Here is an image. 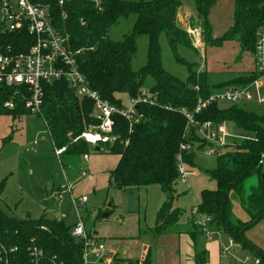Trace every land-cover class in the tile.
Segmentation results:
<instances>
[{
    "label": "trees",
    "instance_id": "16d2710c",
    "mask_svg": "<svg viewBox=\"0 0 264 264\" xmlns=\"http://www.w3.org/2000/svg\"><path fill=\"white\" fill-rule=\"evenodd\" d=\"M51 7L55 24L70 36L74 49L81 50L78 57L81 71L90 86L100 92L110 103L124 106L121 94L129 99L148 96L153 104H139L143 116L133 124L120 116L115 117L113 145H108L112 154L120 155L116 168L110 173L111 184L119 189L159 185L166 198L157 212L156 224L150 231L164 235L178 227L183 211L174 207L178 184L177 156L185 141L187 119L182 110L193 112L201 98H207L215 88L207 82L204 72H197L187 63L189 75L181 80L165 70L162 63L160 37L165 33L175 56L179 45H189L187 31L178 25V12L182 0H73L65 9L63 19L58 0H35ZM198 10L199 24L203 27L205 43L221 46L226 41L238 39L245 50L254 52L259 30H264V0H234L233 25L222 35L212 32L210 15L218 0H194ZM136 15L132 31L121 40H113L110 30L122 18ZM84 21L85 23H83ZM148 37L147 63L139 70L132 67V58L137 51V37ZM32 43L28 32H0V49L13 47L17 51L23 41ZM155 79L149 93L144 94L143 83L147 76ZM258 77L256 72L238 76L230 85L245 86ZM224 87L220 85L218 88ZM198 87V89L196 88ZM218 89V90H219ZM10 91L0 88V114L14 117L30 114L24 101L17 99L14 110L2 108L11 98ZM94 104L88 99H79L66 81L45 85L43 118L53 144L74 154H87L89 145L83 140H74L95 125ZM248 111L238 104L227 107L211 104L197 119L214 123H234L248 132H254L256 140L244 141L225 147L217 156V166L206 173L215 181L214 187L201 191L197 205L201 214L209 216L210 226L215 227L245 249H251L264 262V251L252 245L245 232L264 218V169L259 164L264 153V116ZM190 141H198L191 135ZM70 145V146H69ZM196 153L184 155L187 166H195ZM255 183L249 186L250 179ZM233 194L241 198L249 215L247 222L234 220ZM188 230L194 242L195 264L209 261L208 250L198 248L205 233L193 220ZM0 237L9 248L17 247L10 254L9 264H29V246L36 245L43 251V264H85L84 243L72 235V226L63 220L41 217L17 219L0 208ZM145 264H152L150 258Z\"/></svg>",
    "mask_w": 264,
    "mask_h": 264
},
{
    "label": "rangeland",
    "instance_id": "374dc122",
    "mask_svg": "<svg viewBox=\"0 0 264 264\" xmlns=\"http://www.w3.org/2000/svg\"><path fill=\"white\" fill-rule=\"evenodd\" d=\"M182 1L184 9L179 10V13L183 19H180L178 24L181 29L187 31L190 43L178 46L177 55L183 59L181 61L175 56L167 35L165 33L161 35L162 63L166 71L181 80H186L189 75L187 63H190L197 72L205 73L207 82L215 90H218L220 85L232 87L234 85L229 84L232 79L256 72L254 52L245 50L238 39L226 41L221 46L206 44L203 27L198 23V10L195 1ZM233 12L234 0H218L209 18L213 35L222 36L233 25ZM192 16L194 17L191 18ZM135 20L136 15L122 18L118 24L111 28L110 37L113 40L123 39L126 34L132 31ZM189 30H198L203 42L198 43L196 34L195 36L189 35ZM148 43L146 35L137 37V51L132 58L134 70H139L146 65ZM154 84V77L147 76L142 88L144 94L149 93ZM224 87L221 86V88ZM120 96L124 104L130 103V99L126 95L121 94ZM227 106L230 104L222 105V107ZM238 107L264 116V104L239 103ZM228 124L230 133L244 131L234 123ZM248 133L256 137L254 132ZM83 155L65 152L58 156L42 116L24 114L14 117L11 114H0V208L9 216L21 220L28 217L31 219L63 218L65 223L72 228L80 218H83L92 240H97L98 237L105 240L109 250L119 251L129 258L127 259L129 262L138 259L140 244H145L146 250L151 247L152 256L156 255L158 250L156 238H160L150 230L154 228L157 212L164 202L165 194L160 186L156 184L150 185V187L142 186L140 191H128L126 194L123 192L121 195L114 186L109 189L96 187V190L92 189L90 193H84V195L88 194L89 201L85 206L78 207L74 203L73 191L69 192L67 189L62 191L61 189L67 185L73 188L74 185L78 187L82 182L73 176L77 173L76 168L85 162ZM218 155L197 154L195 166L189 168L188 181H178L179 195L177 194L174 201V207L183 211L182 225L173 230L172 237L182 233H184L182 236L187 235L184 228L190 229L191 225L188 227L185 221L194 206L201 202L202 186L209 188L216 185L206 171L216 168ZM69 157L74 160L68 161ZM255 182L254 178L249 180L246 192L249 191V186ZM59 194H61L60 197ZM232 198L234 220L247 222L249 215L241 198L236 194H233ZM110 204H112L111 207ZM104 214H108V217H103ZM212 232L210 239L204 236V240L202 237L198 246L200 249L203 247L206 249L205 242L214 243L211 245L212 260L211 253L208 252L209 261L207 263L217 264L219 259L221 264H240L231 255L222 254L220 249L218 251L216 243L219 244L220 240L226 243L228 240L226 234H222V237L219 236L218 229L215 227ZM245 235L252 245L264 251V218L248 228ZM173 239L176 240V238L171 240ZM188 243L190 245L189 240ZM168 245L170 246L169 242ZM175 247L176 243L172 248ZM192 248V246H186L187 253H190ZM244 250L245 253L256 256L253 250L249 248H244ZM217 251L220 253V258H217ZM184 254H186L185 251ZM90 255L88 264H94L96 259L92 253ZM145 256L146 259L149 253L147 252ZM112 262L117 263L114 259ZM172 262V259L167 261V257L161 255L157 257L155 264H170ZM117 264H125V262ZM188 264H191V261Z\"/></svg>",
    "mask_w": 264,
    "mask_h": 264
},
{
    "label": "built area",
    "instance_id": "2783aa9c",
    "mask_svg": "<svg viewBox=\"0 0 264 264\" xmlns=\"http://www.w3.org/2000/svg\"><path fill=\"white\" fill-rule=\"evenodd\" d=\"M73 0H58V6L62 8L61 16H68L66 5ZM96 6L101 2L97 0ZM55 16L52 15L51 7L35 0H0V32H28L33 37L32 43L25 39L21 48L17 51L13 47L0 49V88L5 92L12 93L11 98L6 100L2 108L14 110L17 107V99L23 100L30 114L43 117V104L45 85L48 83L66 81L75 91L79 99H88L93 102V118L97 123L85 130L81 136L74 141L83 140L92 149L101 145H113L117 139L114 134L115 117L120 116L133 124L142 118L138 112L139 104H153L154 101L143 95L139 98L130 99V103L118 106L104 99L100 92L93 89L86 76L80 69L78 57L81 50L72 47L70 36L64 29L55 24ZM85 23L84 21H82ZM189 35L196 34L197 42H203L198 30H189ZM254 60L258 77L245 86H227L223 89L213 91L207 98H201L193 112L182 110L187 119L185 141L180 145V153L177 156L178 180L188 181L189 167L185 163L184 155L188 153L205 154L216 156L228 146L251 141L256 137L251 136L248 131L230 133L228 122L214 123L196 118L203 110L211 104H230L255 102L264 104V30L258 32V39L254 50ZM198 89V87H196ZM194 135L198 141H190ZM236 139H233V138ZM66 147H55L56 154L62 155ZM88 160L89 155L84 154ZM259 164L264 166V153L261 155ZM85 172H83V175ZM71 192L72 187H63ZM88 201L87 195L74 197V203L83 207ZM196 224L210 239L213 227L210 226V217L199 212L197 205L191 212ZM217 234L222 237L223 231L218 229ZM72 235L84 243V260L88 264L90 254L95 257L98 264H113L112 255L107 252L106 245L99 239L92 240L85 221L80 218L72 228ZM228 237L227 242L219 241L222 254L231 255L240 264H264L259 256L245 253L241 243ZM30 254L29 264H43V251L36 245L28 248ZM17 247L9 248L0 237V264L10 263V254L15 253Z\"/></svg>",
    "mask_w": 264,
    "mask_h": 264
},
{
    "label": "crops",
    "instance_id": "0c3cea01",
    "mask_svg": "<svg viewBox=\"0 0 264 264\" xmlns=\"http://www.w3.org/2000/svg\"><path fill=\"white\" fill-rule=\"evenodd\" d=\"M182 9H184L183 6L180 8V10H182ZM193 17L194 16H192L191 18H193ZM180 19L182 20L183 18L180 17V13L178 12V23H179ZM196 20H198V19H196ZM89 149L90 150L87 153L89 155V159L88 160L84 159L85 160L84 164H82L78 168H76L77 173L74 174V176H73L74 178L76 177L77 180H81L82 181L79 184L78 187L76 185H74V188L72 187L71 192L73 191L72 192L73 195H74L73 197H78V196L84 195V193H90L92 191V189L96 190V187H98V188L106 187L107 189H109L111 186H113L111 184V181H110V173L118 165L119 160H120V155L112 154L110 152V149H109L108 145L107 146L106 145H101L100 147H97V148H94V149H92L89 146ZM83 158H84V155H83ZM72 159L74 160V158L69 157L68 161L69 160L73 161ZM263 169H264V167H263ZM83 172H85L84 175H83ZM80 188H82V189H80ZM140 188H127V189H123V190H119L118 189V191H120V195H121L123 192H125L124 194H126V192H128V191H131V192L132 191H137V190L140 191L141 190ZM202 189H203V186L201 188V191H202ZM61 190L63 191L64 189H61ZM176 190H177V185H176ZM177 194H178V190H177ZM60 195L61 194H59V197H60ZM165 198L166 197L164 195V201H165ZM88 201H89V199H88ZM88 201H87V203H88ZM199 204H197V205H199ZM111 205L112 204H110V207H111ZM191 212H192V210H191ZM191 212L189 213V215L187 216V220L185 221V223H187L188 227L190 225H192L191 222L193 220H195V218L192 216ZM107 217H108V215H107ZM57 219H60V220L64 221L63 218H57ZM75 224H74V226H75ZM181 225H182V223H181V219H180L178 227H180ZM85 226H86V222H85ZM178 227H176V228H178ZM86 228H87V226H86ZM184 229L187 231L186 232L187 235H183L182 236V234H184V233H182V234H176V235H174L175 237H172V234H173L174 231H171L170 233L164 234V235H156L160 239L156 238V242L158 243L157 244L158 245V247H157L158 250L156 249L157 253L154 256H152L151 247L147 248V250H146L144 248L146 245L145 244H140L141 247H140V252H139L140 254H139L138 259L132 260V261L130 260V262L127 260L129 258L125 257L119 251H117V250H109L105 240H101L99 237H98V239L106 245L107 252L109 253V255H112V258L117 263L118 262H120V263H124L125 262V264H127V262H129L130 264H141V263L145 264L146 261L150 258V261L152 262V264H155V261H156L157 257H160L161 255H164V256L167 257V261H170L172 259L173 262L170 263V264H188L189 261H191V264H195L194 242H193L191 236L188 233L189 229L187 227L184 228ZM87 230H89V229L87 228ZM151 233H153V232H151ZM177 233H178V230H177ZM182 237H183V239H182ZM184 237H186L187 239H185ZM172 238H176V240H174V239L171 240ZM188 240L190 242V245L188 243ZM204 240H205V237H204ZM182 241H183V244H182ZM168 242H169L170 246L168 245ZM174 243H176V247L178 246V244H179V246L177 248L176 247L172 248ZM184 243H185V246H184ZM191 243H192V245H191ZM212 244H214V243H212ZM212 244L205 242L206 249L208 250L209 253H211V260H212V250H213L212 246H211ZM216 244H217V248H218V251H219L220 246H218L219 245L218 243H216ZM186 246H192L193 247L192 251L190 253H187ZM124 248L126 249V247H124ZM184 251L186 252V254H184ZM218 251H217V258H220V253ZM147 252L149 253V256L145 259V257H146L145 254H147ZM117 263L113 262V264H117ZM94 264H98V263H96L94 261ZM206 264H208V263H206ZM209 264H211V263H209ZM217 264H221V260L219 261V259H218Z\"/></svg>",
    "mask_w": 264,
    "mask_h": 264
},
{
    "label": "water",
    "instance_id": "95a60500",
    "mask_svg": "<svg viewBox=\"0 0 264 264\" xmlns=\"http://www.w3.org/2000/svg\"><path fill=\"white\" fill-rule=\"evenodd\" d=\"M108 214H104L103 217H107Z\"/></svg>",
    "mask_w": 264,
    "mask_h": 264
}]
</instances>
